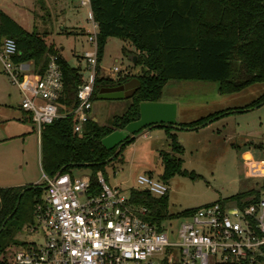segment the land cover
<instances>
[{
	"label": "trees",
	"instance_id": "obj_1",
	"mask_svg": "<svg viewBox=\"0 0 264 264\" xmlns=\"http://www.w3.org/2000/svg\"><path fill=\"white\" fill-rule=\"evenodd\" d=\"M91 14L98 25L97 61L108 38H118L132 47L138 74H124L117 79L96 75L91 101L101 87L121 83L136 77L139 86L128 98L123 114L114 116L109 125H101L90 117L81 132L73 129L72 115H62L40 130V165L51 177L57 172L70 173L87 169L90 190L98 192L97 173L113 162L122 164L120 153L107 161L115 148L107 149L101 139L113 130L123 129L139 117L142 102H157L169 80H201L217 82L219 94H234L254 83H264V0H89ZM50 32L23 29L0 10V38L11 37L17 43L16 62H32L34 73L43 74L49 55H56L62 72L63 88L58 99L61 114L76 105L75 94L82 83L78 67L68 64L58 46L49 38ZM123 52L126 53L125 48ZM130 52V51H129ZM264 104V93L246 105L225 108L190 122H176L184 129H198L231 112L247 111ZM24 120L31 122L29 113ZM162 127V126H160ZM169 151L158 153L162 164L159 179L167 182L174 175L194 178L193 171L182 168L183 146L171 126L162 127ZM133 141V140H131ZM130 141V142H131ZM129 143V142H128ZM43 184L0 187V256L10 244L26 246L15 239L18 231L33 222L35 206L40 203ZM24 192L21 194V191ZM264 191L261 188L238 192L222 201L255 203ZM129 201L147 208L145 219L163 228V221L181 218L194 211L168 214V196L153 197L149 192L131 188ZM243 201V202H241ZM18 202L17 206L16 203ZM14 210V212H12ZM10 217L6 219L8 216ZM254 262L264 264V245ZM0 264H10L0 258Z\"/></svg>",
	"mask_w": 264,
	"mask_h": 264
},
{
	"label": "built area",
	"instance_id": "obj_2",
	"mask_svg": "<svg viewBox=\"0 0 264 264\" xmlns=\"http://www.w3.org/2000/svg\"><path fill=\"white\" fill-rule=\"evenodd\" d=\"M89 10V48L84 51L90 76L82 79L75 94L76 105L59 111L62 72L56 55H49L43 74L31 71L13 58L18 53L11 37L2 39L0 62L21 95L20 107L31 116L40 137L41 127L62 115H72L73 129L81 132L90 118L93 83L97 67L98 25L89 0H78ZM114 71H118L115 67ZM44 201L34 209L27 231L34 240L15 251L14 264H249L264 245V192L253 203L217 200L197 207L179 218L177 227L159 228L145 219L147 208L129 201V192L109 186L97 173L98 192L90 190L88 174L43 173ZM140 190L163 196L168 185L159 178L139 174ZM243 202V201H241Z\"/></svg>",
	"mask_w": 264,
	"mask_h": 264
},
{
	"label": "rangeland",
	"instance_id": "obj_3",
	"mask_svg": "<svg viewBox=\"0 0 264 264\" xmlns=\"http://www.w3.org/2000/svg\"><path fill=\"white\" fill-rule=\"evenodd\" d=\"M63 7L66 19L56 20L52 10ZM0 10L27 31H32L34 27L40 32L55 28L58 31V25L66 26L63 34H53L55 43L63 46L62 54L68 64L78 67L82 79L88 81L89 68L82 58L83 51L89 48L87 33L83 29L90 27L87 7H79L76 0H0ZM1 42L2 38L0 47ZM131 50L132 47L126 42L115 37L108 38L97 63L96 75L117 79L127 72L133 75L140 73L141 67L135 65L129 57V54H134ZM31 67L33 71L32 63ZM115 67L118 71H114ZM263 93L264 83L251 84L234 94H219L217 82L214 81L169 80L163 87L161 100L177 102L179 119L192 120L226 106L247 104ZM19 100V90L10 83L0 62V185L25 181L43 184L45 187L46 182L39 164L37 133L30 122L12 119L20 113L17 108ZM128 105V98L96 99L92 101L90 117L101 125H109L113 117L123 114ZM155 130L157 128L148 129L150 139L143 137L141 133L125 144L119 156L124 161L122 164L113 162L105 167L103 178L109 186L129 192L131 188H138L136 177L139 174L149 173L153 178L159 177L162 165L158 152L168 150V141L163 130H159L162 134L158 138L154 137ZM13 135L14 137L1 141L2 138ZM252 139L264 143V104L244 112L229 114L219 122L210 124L207 130L188 134L184 151L180 155L182 168L193 171L197 176L190 178L174 175L166 182L170 185L168 214L175 215L249 189L259 190L264 183V147H252L249 145ZM87 173V169L73 170L74 176ZM44 198L45 188L40 202ZM178 223L177 218L163 221L165 227L171 225L175 228ZM27 230L26 224L18 231L15 239L25 242L34 240V235ZM18 248L19 246L10 244L0 258L14 264L13 256Z\"/></svg>",
	"mask_w": 264,
	"mask_h": 264
},
{
	"label": "water",
	"instance_id": "obj_4",
	"mask_svg": "<svg viewBox=\"0 0 264 264\" xmlns=\"http://www.w3.org/2000/svg\"><path fill=\"white\" fill-rule=\"evenodd\" d=\"M129 57L132 61H135V56L133 54H129ZM138 86L139 80L136 77H133L125 82L114 83L110 86L101 87L97 92L96 99L107 100L130 98ZM92 120L96 121L95 118ZM175 123L174 104H166L159 101L140 103L139 117L137 120L128 123L123 129L113 130L110 134L101 139L102 144L107 149H112L116 146L113 155L109 157L107 161H110L113 157H115L123 145L130 142L148 129L160 126L180 128L179 126H176ZM56 174H60V172H57ZM23 192L24 190L21 191V194ZM17 204L18 202L16 203V206ZM12 212H14V210ZM9 217L10 215L6 219ZM4 223L5 221L1 224L0 230L3 228Z\"/></svg>",
	"mask_w": 264,
	"mask_h": 264
},
{
	"label": "crops",
	"instance_id": "obj_5",
	"mask_svg": "<svg viewBox=\"0 0 264 264\" xmlns=\"http://www.w3.org/2000/svg\"><path fill=\"white\" fill-rule=\"evenodd\" d=\"M56 1H59V0H56ZM76 1H78V0H76ZM78 5H79V3H78ZM79 7H80V5H79ZM52 12H53V15L55 16V19L57 20V19H61L62 21L64 20V19H66L65 18V8L63 7L62 9H56V10H52ZM13 19V18H12ZM18 23V22H17ZM19 24V23H18ZM60 24H61V22H60ZM51 27H54L53 25H51ZM65 28H67L66 26H64V25H58V31L56 30V28L54 29V30H50L49 32H50V35H49V37H50V39H51V41L53 42V43H55V40H54V35L53 34H55L56 32H57V34H63V30L65 29ZM72 28H77V27H73L72 26ZM84 30H85V32L87 33V30H88V28L86 27V28H83ZM87 36V35H86ZM56 44V43H55ZM56 46H58V48L60 49V52L62 53V49H63V46L62 45H59V44H56ZM87 50V49H86ZM85 51V50H84ZM84 51H83V53H84ZM82 58H83V54H82ZM29 68H32L31 67V61H29V62H24ZM33 70V69H32ZM33 72H34V70H33ZM128 73V72H127ZM20 94V93H19ZM162 94H163V91H162ZM20 100H21V95H20ZM20 100L19 101H17V108L19 109V111H20V113L18 114H16V116H14L12 119L14 120V119H16L17 121H19V122H28V121H25L24 120V113H25V111H23L22 109H21V107H20ZM159 102H161V103H166V104H174V106H175V121L176 122H190V121H193V120H195V119H198V118H195V119H192V120H181V119H179V104L177 103V102H175V101H171V100H159ZM244 105H246V104H244ZM244 105H235V106H226V107H224V108H222V109H225V108H238V107H242V106H244ZM222 109H220V110H222ZM216 111H218V110H216ZM213 112H215V111H212V112H209L208 114H210V113H213ZM239 112H242V111H239ZM239 112H231L230 114H234V113H239ZM244 112V111H243ZM207 115V114H206ZM227 115H229V114H227ZM227 115H225V116H227ZM205 116V115H204ZM225 116H223V117H221V118H224ZM221 118H218V119H216V120H214V121H212V122H210V123H208L207 125H205V126H202V127H200V128H198V129H184V128H175L174 129V131L173 132H175V134H176V136H177V138H178V140H179V142L181 143V145L183 146V151H184V145H185V141H186V139H187V136H188V134H197L198 132H199V130H207V128L210 126V124H212V123H216V122H219V120L221 119ZM30 124H32L31 122H30ZM32 126H33V124H32ZM4 128L6 129L7 128V126H4ZM32 128H34V126L32 127ZM155 128H157V131L155 130V131H153L154 132V137H156V138H158L159 136H160V134H162V133H159L160 131L159 130H163V134H164V136H165V138H166V134H165V131H164V129H162V127H155ZM34 130H35V128H34ZM36 131V130H35ZM191 132V133H190ZM9 135V134H8ZM38 136V135H37ZM142 136L143 137H147L148 139H150L151 137H150V134H149V131L147 130V131H145L144 133H142ZM231 136H233V134L231 135ZM11 137H14V135L13 136H7L6 138H2L1 139V141H6V140H8L9 138H11ZM167 144H168V142H167ZM249 145H251L252 147H255V148H259V149H263V147H264V143L261 141H254L253 139L249 142ZM38 146H39V164H40V137H38ZM164 151H169V146H168V150H164ZM159 153V152H158ZM247 159V158H246ZM161 162V161H160ZM250 164V162L248 163V165ZM162 165V164H161ZM40 168H41V165H40ZM162 172V171H161ZM43 173V172H42ZM149 174V173H148ZM161 174V173H160ZM159 174V175H160ZM159 178V177H158ZM27 184H34V183H32V182H25V181H19V182H17V183H14V184H7V185H0V187H10V186H24V185H27ZM167 185H168V192L170 191V185L167 183ZM168 192H167V196H168Z\"/></svg>",
	"mask_w": 264,
	"mask_h": 264
},
{
	"label": "flooded vegetation",
	"instance_id": "obj_6",
	"mask_svg": "<svg viewBox=\"0 0 264 264\" xmlns=\"http://www.w3.org/2000/svg\"><path fill=\"white\" fill-rule=\"evenodd\" d=\"M110 86V85H109ZM116 146H114L113 148H115Z\"/></svg>",
	"mask_w": 264,
	"mask_h": 264
}]
</instances>
